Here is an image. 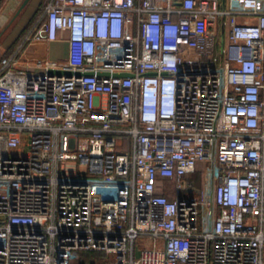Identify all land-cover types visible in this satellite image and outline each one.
Here are the masks:
<instances>
[{"label":"built area","instance_id":"obj_1","mask_svg":"<svg viewBox=\"0 0 264 264\" xmlns=\"http://www.w3.org/2000/svg\"><path fill=\"white\" fill-rule=\"evenodd\" d=\"M0 264H264V0H48L0 55Z\"/></svg>","mask_w":264,"mask_h":264},{"label":"crops","instance_id":"obj_2","mask_svg":"<svg viewBox=\"0 0 264 264\" xmlns=\"http://www.w3.org/2000/svg\"><path fill=\"white\" fill-rule=\"evenodd\" d=\"M24 1L0 0V55L2 53L10 54L22 42L24 35L48 0H29L20 11ZM67 58L68 42L66 40L34 41L26 45L19 61L26 65L37 59H53L64 62Z\"/></svg>","mask_w":264,"mask_h":264},{"label":"trees","instance_id":"obj_3","mask_svg":"<svg viewBox=\"0 0 264 264\" xmlns=\"http://www.w3.org/2000/svg\"><path fill=\"white\" fill-rule=\"evenodd\" d=\"M199 174H201L200 172H198V173H196L193 177L196 179V181H197V179H198V175ZM198 182V181H197ZM171 185V184H170ZM170 187L171 186H169V188L167 189L168 191H167V195L170 197V198H172L173 196H174V193H173V190H171L170 189ZM102 255V253H100V252H93V253H89V252H85L84 254H83V256L85 257V258H88V257H92V256H95V257H99V256H101Z\"/></svg>","mask_w":264,"mask_h":264},{"label":"water","instance_id":"obj_4","mask_svg":"<svg viewBox=\"0 0 264 264\" xmlns=\"http://www.w3.org/2000/svg\"><path fill=\"white\" fill-rule=\"evenodd\" d=\"M29 2V0H25L24 3L22 4L21 6V9L20 11L27 5V3ZM21 68H24V69H29L31 71H37V72H42L43 69H40V68H35V67H26V66H21Z\"/></svg>","mask_w":264,"mask_h":264},{"label":"rangeland","instance_id":"obj_5","mask_svg":"<svg viewBox=\"0 0 264 264\" xmlns=\"http://www.w3.org/2000/svg\"><path fill=\"white\" fill-rule=\"evenodd\" d=\"M67 167H68V169H73V165H70V164H69ZM197 181H198L197 184H198L199 186H201V185H202V174H199V175H198V179H197ZM170 186H171L170 189L172 190L174 186H173L172 184H171Z\"/></svg>","mask_w":264,"mask_h":264}]
</instances>
